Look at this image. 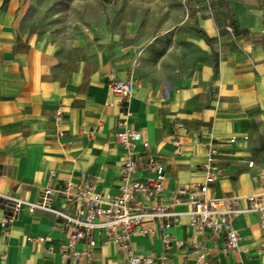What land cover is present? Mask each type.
<instances>
[{
    "label": "crops",
    "instance_id": "0c3cea01",
    "mask_svg": "<svg viewBox=\"0 0 264 264\" xmlns=\"http://www.w3.org/2000/svg\"><path fill=\"white\" fill-rule=\"evenodd\" d=\"M228 2L233 13L220 15L213 1L193 0V13L185 15L193 29L170 34L163 49L165 35L148 45L140 29L141 48L110 38L90 56L80 45L58 47L31 33L23 23L30 0H0V193L35 202L50 187L52 205L70 214L56 192L67 183L116 195L127 153L114 134L125 121L148 143V149L137 144L135 154L157 158L165 174L159 195L147 199L139 191L136 198L182 214L168 230L144 223L151 232H134L125 247L95 230L90 255L77 259L63 255L62 219L23 209L6 234L0 231V264H128L129 249L166 264H195V246L203 264H264L258 214L234 219L241 241L226 251L223 234L189 227L184 198L171 204L175 187L204 181L211 147L221 174L208 185V198L237 197L241 208L249 206L247 197L264 199V13L255 0ZM109 75L131 82L130 94L113 108ZM150 176L138 171L134 179ZM3 214L0 198V220ZM84 249L79 242L74 250Z\"/></svg>",
    "mask_w": 264,
    "mask_h": 264
},
{
    "label": "built area",
    "instance_id": "2783aa9c",
    "mask_svg": "<svg viewBox=\"0 0 264 264\" xmlns=\"http://www.w3.org/2000/svg\"><path fill=\"white\" fill-rule=\"evenodd\" d=\"M107 85L108 92L113 101L107 106L113 108L126 98L131 92V82L115 79L109 75ZM119 130L114 134L118 143L126 150V159L122 162V178L116 195L99 194L94 191L91 183L81 186L65 184L56 192L67 206L73 208V212L67 213L64 209H57L51 203L54 190L50 187L43 189L39 199L35 202L26 201L20 197L0 193L3 200L4 214L0 220V231L6 234L11 223L18 213L25 209L29 214L36 212L47 213L62 219L68 227L67 241L63 247V255L66 258L80 259L89 256L90 249L95 246L93 232L104 231L108 239L125 247L134 232L146 236L150 229L144 228V223L150 221L156 223L161 229L168 230L181 213L174 212L171 205L153 204L143 206L136 198L139 191L145 193V198L159 195L163 191L164 167L161 161L153 156L136 155L135 147L141 144L148 149L139 131L125 127V121L117 122ZM176 129L181 128L178 124ZM230 139L229 142H234ZM178 146V143H175ZM176 152L179 148L176 147ZM218 151L211 147L208 151L207 174L200 184L179 185L174 188L171 196V204L177 203L184 198L189 209L183 213L189 219V227L197 232L209 231L213 235L223 234L225 239V250L232 251L239 248L241 238L233 229L234 219L245 213H256L259 216V227L264 232V199L256 196L246 198L249 206L241 208L237 197L208 198L206 196L209 184L216 182L221 174L220 168L214 164ZM250 165V164H249ZM138 171H146L151 174L145 182L141 183L134 179ZM54 172L49 173L52 178ZM93 176V180H96ZM168 234L163 235V242L168 243ZM84 242L86 249L82 253L75 252V245ZM177 247H183V241H176ZM261 253L264 255V234L260 243ZM128 264H166L162 257H150L135 255L128 250ZM195 264H203L200 250L193 247Z\"/></svg>",
    "mask_w": 264,
    "mask_h": 264
},
{
    "label": "rangeland",
    "instance_id": "374dc122",
    "mask_svg": "<svg viewBox=\"0 0 264 264\" xmlns=\"http://www.w3.org/2000/svg\"><path fill=\"white\" fill-rule=\"evenodd\" d=\"M192 1L109 0L103 3L102 0H30L23 23L39 40H47L58 47L80 45L90 56L95 48L110 45V38H117L124 44L132 40L141 48L136 39L140 29L145 30L142 37L148 45L165 35V40H160L163 49L170 42V34L193 29L190 21H185V15L193 13ZM207 1H213V7L220 15L233 13L228 0ZM255 2V7L264 13V0ZM129 33L135 37L126 38ZM158 56L159 53L155 52L151 55L152 60H157Z\"/></svg>",
    "mask_w": 264,
    "mask_h": 264
},
{
    "label": "trees",
    "instance_id": "16d2710c",
    "mask_svg": "<svg viewBox=\"0 0 264 264\" xmlns=\"http://www.w3.org/2000/svg\"><path fill=\"white\" fill-rule=\"evenodd\" d=\"M102 2H103V3H107V2H109V0H102Z\"/></svg>",
    "mask_w": 264,
    "mask_h": 264
}]
</instances>
